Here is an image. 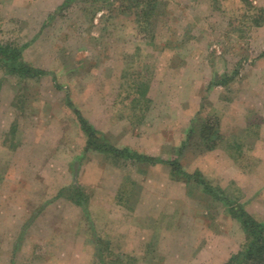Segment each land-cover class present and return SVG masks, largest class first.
<instances>
[{
    "label": "rangeland",
    "instance_id": "obj_1",
    "mask_svg": "<svg viewBox=\"0 0 264 264\" xmlns=\"http://www.w3.org/2000/svg\"><path fill=\"white\" fill-rule=\"evenodd\" d=\"M63 1L0 0V46L43 71L0 56V264H224L232 215L264 224V0ZM73 105L162 162L84 148Z\"/></svg>",
    "mask_w": 264,
    "mask_h": 264
},
{
    "label": "trees",
    "instance_id": "obj_2",
    "mask_svg": "<svg viewBox=\"0 0 264 264\" xmlns=\"http://www.w3.org/2000/svg\"><path fill=\"white\" fill-rule=\"evenodd\" d=\"M70 1L71 0L63 1L58 8H61L63 5H67ZM137 2L138 1H134L133 4ZM256 14L262 16V14L264 15V10L261 8H256ZM255 17L256 15H253V23L259 24L260 21H257L258 19ZM20 54L21 51L19 49L9 48L8 46H0V56H2L1 59H3L2 61L5 63V65L10 67L12 72L20 76H35L43 73V71L39 68L25 65L20 62ZM223 83H225V81L211 83V85L214 86ZM73 111L77 116L79 127L85 136L86 149L91 148L102 153V155L111 156L116 159H129L135 163L146 162L147 164H154L156 162H162L157 157L138 152L128 146H116L112 144L104 134L95 129L83 116H81L77 109H73ZM214 134L216 135V133ZM201 137L205 139L203 142L207 144V149L221 147L224 150H228L234 144L239 146L235 140H230L232 144L227 145V143H229V139L227 140L226 138L222 137V139L225 140L223 141L218 135L216 137H210L205 130L201 132ZM166 163L174 166L176 171H180L177 161H167ZM204 184H202V189L207 193L212 194V187L210 188V186H206ZM76 188L78 187H73V189ZM66 196L71 198L72 202L75 204H80V196L78 194L76 196L75 191L73 196H71V194ZM241 211L242 212L240 214H233L232 216L240 221L242 230L246 236V240L243 243L241 249L238 252L232 254L224 264H264V224L245 214L244 210Z\"/></svg>",
    "mask_w": 264,
    "mask_h": 264
},
{
    "label": "crops",
    "instance_id": "obj_3",
    "mask_svg": "<svg viewBox=\"0 0 264 264\" xmlns=\"http://www.w3.org/2000/svg\"><path fill=\"white\" fill-rule=\"evenodd\" d=\"M74 107V109H77V111L81 114V116H83L95 129H97V130H99L102 134H104L105 136L107 135V131H102V130H100V129H98L97 127H95L84 115H83V113H82V111L80 110V108H77L75 105H73ZM124 121H126L127 123H129L130 124V121L128 122L127 120H124ZM131 127H130V125L128 126V127H126V130L125 131H123V135L121 136V138L119 139H108L112 144H114V145H116V146H118V144H119V146H128V147H130V148H132V145L129 143V140H130V138L132 137V135H131V129H130ZM7 130H8V128H7ZM7 130H5L4 132H1L0 131V133H1V136H0V149H3V150H7V151H10L11 149L10 148H8V146L6 145V143H5V137H6V132H7ZM79 132H80V135L81 136H84V134H83V132H82V130L80 129V127H79ZM107 137V136H106ZM84 138H85V136H84ZM84 148H85V146H84ZM132 149H134V150H136V151H138L137 149H135V147L134 148H132ZM12 151V150H11ZM12 152H14V151H12ZM140 152V151H139ZM13 164V163H12ZM158 164L157 163H154V164H152V165H150L151 167L152 166H157ZM161 165V164H160ZM71 166V165H70ZM153 168V167H152ZM152 170V169H151ZM153 171V170H152ZM144 172V177L146 178V177H148V178H150L151 179V176H152V174H153V172L152 173H149L147 170H145V171H143ZM172 177V178H171ZM170 178H169V180L171 181V182H175L176 180H175V178L173 177V176H171ZM157 178V177H156ZM155 178V179H156ZM152 179H154V178H152ZM151 179V180H152ZM155 182H156V180H155ZM61 190H64V189H62L61 188ZM146 193V191H143L142 190V193ZM56 198H64V199H67L68 197L66 196V194L65 193H59L58 194V197H56ZM88 210H89V207H88Z\"/></svg>",
    "mask_w": 264,
    "mask_h": 264
}]
</instances>
